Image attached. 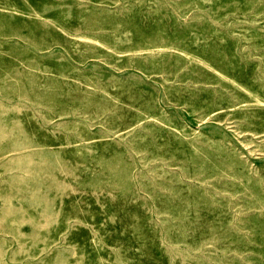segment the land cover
<instances>
[{"label":"rangeland","instance_id":"1","mask_svg":"<svg viewBox=\"0 0 264 264\" xmlns=\"http://www.w3.org/2000/svg\"><path fill=\"white\" fill-rule=\"evenodd\" d=\"M0 264H264V0H0Z\"/></svg>","mask_w":264,"mask_h":264}]
</instances>
